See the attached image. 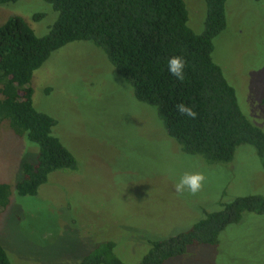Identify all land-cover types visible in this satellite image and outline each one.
<instances>
[{"label": "rangeland", "instance_id": "374dc122", "mask_svg": "<svg viewBox=\"0 0 264 264\" xmlns=\"http://www.w3.org/2000/svg\"><path fill=\"white\" fill-rule=\"evenodd\" d=\"M184 1L189 27L202 33L206 0ZM226 13L213 60L237 89L244 115L264 132V0H228ZM36 14L43 17L34 20ZM12 16L44 37L58 14L43 0L0 5V25ZM31 87L34 107L56 120L54 136L78 168L52 173L36 196H18L24 164H37L39 147L8 122L0 126V183L12 189L10 205L0 212V245L11 264H81L107 242L116 243L125 264H138L150 241L183 233L238 197L264 196V160L254 147L240 146L228 164L182 152L156 127V110L137 100L92 42L54 52ZM185 172L207 178L195 196L174 190ZM167 264H264V215L245 214L217 246L190 247Z\"/></svg>", "mask_w": 264, "mask_h": 264}, {"label": "trees", "instance_id": "16d2710c", "mask_svg": "<svg viewBox=\"0 0 264 264\" xmlns=\"http://www.w3.org/2000/svg\"><path fill=\"white\" fill-rule=\"evenodd\" d=\"M19 1L0 0V5ZM43 1L58 14L46 36L38 37L17 16L0 25V126L8 122L17 136L39 147L37 164H24V179L15 188L18 196H36L52 173L78 168L75 156L54 136L56 120L34 107L31 87L34 73L54 52L78 41L92 42L105 53L137 100L156 110V127L182 152L201 156L209 164H228L240 146L248 145L264 160V132L244 115L237 89L213 60L214 39L227 28L228 0H206L200 34L189 27L184 0ZM174 56L187 61L184 81L167 70ZM178 103L191 106L197 118L180 115ZM11 196V186L0 183V212L10 205ZM245 214L264 215V196L238 197L189 230L150 241L138 264H167L184 257L190 247H215L221 234ZM116 246L114 242L95 246L81 264H125L116 255ZM0 264H11L1 245Z\"/></svg>", "mask_w": 264, "mask_h": 264}, {"label": "clouds", "instance_id": "9594fccd", "mask_svg": "<svg viewBox=\"0 0 264 264\" xmlns=\"http://www.w3.org/2000/svg\"><path fill=\"white\" fill-rule=\"evenodd\" d=\"M186 65L187 61L182 56H174L168 60L167 70L178 81H184ZM175 108L180 115L191 119L197 118L198 114L189 105L178 103ZM206 179V176L201 172H185L174 184V190L178 196L185 194L195 196L203 190Z\"/></svg>", "mask_w": 264, "mask_h": 264}]
</instances>
